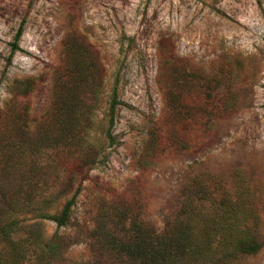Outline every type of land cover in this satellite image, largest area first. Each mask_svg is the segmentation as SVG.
<instances>
[{
    "label": "rangeland",
    "instance_id": "374dc122",
    "mask_svg": "<svg viewBox=\"0 0 264 264\" xmlns=\"http://www.w3.org/2000/svg\"><path fill=\"white\" fill-rule=\"evenodd\" d=\"M31 194L51 216L76 195L66 228L8 210L58 264L94 261L103 221L264 264V0H0V197Z\"/></svg>",
    "mask_w": 264,
    "mask_h": 264
},
{
    "label": "trees",
    "instance_id": "16d2710c",
    "mask_svg": "<svg viewBox=\"0 0 264 264\" xmlns=\"http://www.w3.org/2000/svg\"><path fill=\"white\" fill-rule=\"evenodd\" d=\"M21 33L22 29L15 37L12 53L18 50L17 43ZM79 87L83 93H89L90 85H87L84 75L81 77ZM118 104L117 89L114 88L110 102V128L114 124ZM7 148L8 152L13 151L14 145ZM50 187L54 188L55 185ZM4 189L6 190V186ZM75 199L76 195L65 203L59 214L51 216L45 213L46 206L53 204L49 199L37 203L32 194L27 197L5 195L0 197V246L6 248L4 252H0V264H27L32 259V264H58L56 262L59 251L62 252L67 247L63 239L59 237L43 245L41 231L34 226L30 228L29 225H21L15 217L9 215L8 210L18 205L22 206L27 212H38V218L49 219L56 224L57 229H61L70 225ZM103 222L99 231L90 232V242L95 254L94 261L80 264H209V259L212 260L211 257L208 258L211 250L209 247L212 240L211 234L207 232L197 234L191 230L192 225L191 229L187 228V232L177 230L167 235H160L152 229L144 234L133 228L116 230L110 227L111 221ZM19 232H24L25 237H18L15 240ZM174 235L176 241H174ZM224 236L226 235H221L218 239L222 241ZM173 242L176 244L174 245ZM258 248L256 243H251L241 245L240 251L243 254H253L258 251Z\"/></svg>",
    "mask_w": 264,
    "mask_h": 264
}]
</instances>
